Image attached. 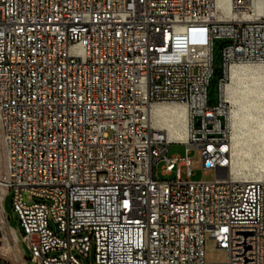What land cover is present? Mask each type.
Masks as SVG:
<instances>
[{
	"label": "built area",
	"instance_id": "obj_1",
	"mask_svg": "<svg viewBox=\"0 0 264 264\" xmlns=\"http://www.w3.org/2000/svg\"><path fill=\"white\" fill-rule=\"evenodd\" d=\"M258 1L230 0L231 18L215 0H0V264H264V180L229 172L224 99L231 67L264 68ZM157 104L185 107L186 143L153 127ZM193 148L213 181L191 180ZM206 236L225 262H205Z\"/></svg>",
	"mask_w": 264,
	"mask_h": 264
},
{
	"label": "bare ground",
	"instance_id": "obj_2",
	"mask_svg": "<svg viewBox=\"0 0 264 264\" xmlns=\"http://www.w3.org/2000/svg\"><path fill=\"white\" fill-rule=\"evenodd\" d=\"M262 5L264 0L255 3L254 8ZM215 7L222 15L233 17L230 0H215ZM224 99L232 105L229 172L242 181L264 180V68L231 67ZM150 116L153 127L162 131L168 142L186 143L188 123L184 106L153 105ZM0 223L5 226L1 217Z\"/></svg>",
	"mask_w": 264,
	"mask_h": 264
},
{
	"label": "rangeland",
	"instance_id": "obj_3",
	"mask_svg": "<svg viewBox=\"0 0 264 264\" xmlns=\"http://www.w3.org/2000/svg\"><path fill=\"white\" fill-rule=\"evenodd\" d=\"M222 41L221 40H215L213 42L212 46V62L215 69H219L222 63V50L219 48V45ZM220 75H217L216 72L211 77L209 86L207 89V95L208 100L211 101L213 104H216L218 101V78ZM229 103V102H228ZM176 106V105H175ZM229 108L232 110V105L229 103ZM248 136V135H246ZM184 156V146L182 145H170L167 156ZM188 159L190 161V169L192 172V181H201V182H210L213 181L215 178L214 171H203L201 168V157L198 154L197 149L193 148L190 150V154L188 156ZM163 167V163L159 162L158 164L152 165V171L156 174V176L160 180H171L174 178V171L169 176H163L161 174ZM4 174V163H3V152H2V145H1V136H0V179ZM181 177L185 176V168L182 167L180 169ZM10 196L11 194H7L3 197L2 207L4 211V215L7 220V224L9 227H11L13 230L16 231L18 237H21V231L20 227L18 225L16 214L12 211L11 205H10ZM2 236H5V233L3 231V227L0 223V254L2 253V249L4 246ZM17 252L21 256H26L28 259L30 258V254L27 252L25 246L20 243L16 245ZM203 252H204V260L207 263H223L227 259L226 251L223 249L216 248V245L213 240L209 239L208 236H206L204 245H203ZM84 264H93V255L91 253L88 261H85Z\"/></svg>",
	"mask_w": 264,
	"mask_h": 264
},
{
	"label": "water",
	"instance_id": "obj_4",
	"mask_svg": "<svg viewBox=\"0 0 264 264\" xmlns=\"http://www.w3.org/2000/svg\"><path fill=\"white\" fill-rule=\"evenodd\" d=\"M223 43H220L219 48H222ZM217 75L220 74V69H215Z\"/></svg>",
	"mask_w": 264,
	"mask_h": 264
},
{
	"label": "trees",
	"instance_id": "obj_5",
	"mask_svg": "<svg viewBox=\"0 0 264 264\" xmlns=\"http://www.w3.org/2000/svg\"><path fill=\"white\" fill-rule=\"evenodd\" d=\"M220 76H219V78L221 77V74H219ZM219 78H218V80H219Z\"/></svg>",
	"mask_w": 264,
	"mask_h": 264
}]
</instances>
